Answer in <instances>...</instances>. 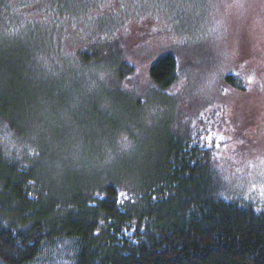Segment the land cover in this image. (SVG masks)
Wrapping results in <instances>:
<instances>
[{
	"label": "trees",
	"instance_id": "trees-1",
	"mask_svg": "<svg viewBox=\"0 0 264 264\" xmlns=\"http://www.w3.org/2000/svg\"><path fill=\"white\" fill-rule=\"evenodd\" d=\"M112 1L0 0V264H264V200L229 193L223 179L234 139L218 155L206 143L215 127L158 122L163 99L173 101L175 120L170 52L149 64L141 99L124 94L135 70L99 10ZM105 58L103 76L120 94L115 113L125 111L128 123H106L103 142L68 136L64 92L51 99L39 90L32 111L22 78L29 64ZM246 73L226 79L229 87L246 90ZM153 125L156 142L141 143Z\"/></svg>",
	"mask_w": 264,
	"mask_h": 264
},
{
	"label": "rangeland",
	"instance_id": "rangeland-1",
	"mask_svg": "<svg viewBox=\"0 0 264 264\" xmlns=\"http://www.w3.org/2000/svg\"><path fill=\"white\" fill-rule=\"evenodd\" d=\"M99 10L112 18L116 28L108 36L116 49L124 50L120 58L135 70L121 84L124 94L141 99L149 83V64L158 55L172 53L179 71L172 88V95L178 96L175 120L173 101L163 99L158 122L168 127L175 122L183 129L189 125L192 131L204 128V133L215 127L216 133H207L206 143L218 155L223 154L227 138H233L223 165L227 190L264 200V0H113ZM111 63L105 58L86 66L48 64L36 70L29 64L22 78L30 84L32 111L39 90L51 99L62 98L64 92V104L72 110L67 112L68 136L76 143L84 135L89 144L103 142L106 123H128L125 111L119 115L114 110L112 98L120 95L118 89L103 76ZM246 72L250 76L246 90L229 87L228 80L237 82L238 75ZM185 86L194 95L185 97ZM155 131V125L149 127L146 137L138 140L156 142L151 137L161 132Z\"/></svg>",
	"mask_w": 264,
	"mask_h": 264
},
{
	"label": "snow or ice",
	"instance_id": "snow-or-ice-1",
	"mask_svg": "<svg viewBox=\"0 0 264 264\" xmlns=\"http://www.w3.org/2000/svg\"><path fill=\"white\" fill-rule=\"evenodd\" d=\"M210 140L212 139V138H209ZM222 139V138H221Z\"/></svg>",
	"mask_w": 264,
	"mask_h": 264
}]
</instances>
